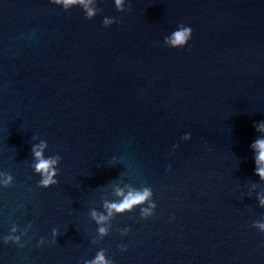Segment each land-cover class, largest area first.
I'll return each instance as SVG.
<instances>
[{
  "label": "water",
  "instance_id": "obj_1",
  "mask_svg": "<svg viewBox=\"0 0 264 264\" xmlns=\"http://www.w3.org/2000/svg\"><path fill=\"white\" fill-rule=\"evenodd\" d=\"M90 6L91 20L78 4L0 0V173L13 177L0 184V264H83L101 250L113 264H264L251 147L264 138V0ZM181 24L190 40L166 46ZM41 141L61 157L47 189L32 168ZM145 188L152 216L140 218L145 204L92 218L118 190Z\"/></svg>",
  "mask_w": 264,
  "mask_h": 264
},
{
  "label": "clouds",
  "instance_id": "obj_2",
  "mask_svg": "<svg viewBox=\"0 0 264 264\" xmlns=\"http://www.w3.org/2000/svg\"><path fill=\"white\" fill-rule=\"evenodd\" d=\"M53 3L62 5L64 9H68L73 5L82 6L83 11L86 13L85 19L91 20L96 14L95 7H92L93 0H52ZM125 0H115V6L117 11H124ZM131 5H128L130 9ZM116 18H105L103 20V26L109 27L113 23H118ZM192 29L183 24L179 25L177 30H174L170 35L164 37V44L170 48H182L191 38ZM256 130L258 132L264 133V123L256 125ZM35 139V137H33ZM183 140L190 139V134H185L182 137ZM48 147L46 141H41L39 144H34L31 148V152L34 158V164L32 165L34 174L40 177L37 187L47 189L57 183L55 177L58 175L57 165L60 163L61 157L59 155H53L45 157L44 150ZM251 147L255 151V164H256V174L264 180V138L257 139ZM3 176V180L0 181L2 187L7 188L12 185L13 177L9 173H0ZM117 196H122L123 199L119 202L106 203L105 207L108 210V215H98L95 211H92L91 216L96 220L97 224H102L109 217L113 215V212L117 214H123L126 211H131L134 207H139L141 205H147L146 207H140V218L146 219L153 215L156 204L152 201V192L150 189L145 188L142 191H129L125 195L121 190L117 191ZM261 205L264 206V199L260 201ZM31 225H29L30 227ZM254 227L258 228L260 232L264 233V223H256ZM13 233L16 232V228L11 229ZM129 229L125 228L122 230L121 235H127ZM26 232V230H25ZM23 232L21 235H24ZM98 232L101 235L107 234V229L104 227H99ZM57 230L52 229V242H56ZM20 244V236L18 235H8L3 238V243L7 244L9 242ZM45 243L44 239L41 238L37 242V247ZM21 247L23 245H20ZM120 247L121 251L126 249L123 246ZM83 264H113V261L106 259L104 252L101 250L96 253L94 259L85 260Z\"/></svg>",
  "mask_w": 264,
  "mask_h": 264
}]
</instances>
